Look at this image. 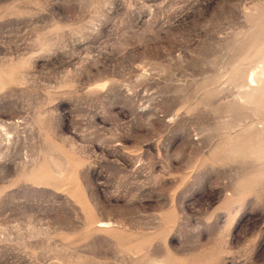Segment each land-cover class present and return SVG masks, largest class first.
<instances>
[{"label":"rangeland","instance_id":"1","mask_svg":"<svg viewBox=\"0 0 264 264\" xmlns=\"http://www.w3.org/2000/svg\"><path fill=\"white\" fill-rule=\"evenodd\" d=\"M0 264H264V0H0Z\"/></svg>","mask_w":264,"mask_h":264}]
</instances>
